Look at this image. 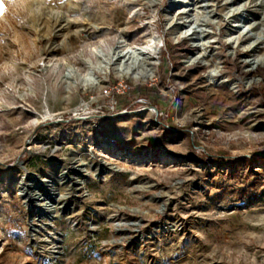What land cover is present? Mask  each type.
Wrapping results in <instances>:
<instances>
[{
    "label": "rangeland",
    "instance_id": "rangeland-1",
    "mask_svg": "<svg viewBox=\"0 0 264 264\" xmlns=\"http://www.w3.org/2000/svg\"><path fill=\"white\" fill-rule=\"evenodd\" d=\"M2 2L0 264H264V0Z\"/></svg>",
    "mask_w": 264,
    "mask_h": 264
},
{
    "label": "bare ground",
    "instance_id": "bare-ground-1",
    "mask_svg": "<svg viewBox=\"0 0 264 264\" xmlns=\"http://www.w3.org/2000/svg\"><path fill=\"white\" fill-rule=\"evenodd\" d=\"M43 24H45V22ZM154 39L148 41V43H147V47L148 48L152 47L153 45H155V40ZM257 41L258 42L260 41L261 43L264 44V30L262 28H259V31L257 33L256 42ZM254 43L255 42H251V44H248L245 47V49L251 50L254 47V45H255ZM142 48L138 47V48H135V50L137 52H140V50ZM132 54H135V53H132ZM255 60H256V65L258 66V68L256 69V73L259 74V75H257V77H258L257 81H262L263 80V76H264V55L256 56ZM98 64L100 66L105 65L104 66L105 70H108L112 66V67H114L115 72L118 75H120V76H128V77H132V78H136V79L137 78L148 79L153 74L152 69L149 68L148 65H146L147 63L145 64L143 58L140 55H138V53H137V55L131 56V54H129V51L126 52V53L120 52L118 54L114 53L111 56H106L103 59H99ZM82 84L85 87H95V86H97L98 83H97V81H95V79L91 78V76H90V77H85L83 79ZM45 182H46V180H45ZM81 183L83 184L84 182L82 181ZM58 197H59V195L55 194V199H57ZM45 209L50 214L51 220H52V214H54V212H57L59 210V208L57 206H54V205L51 206L49 204L47 206H45ZM34 216L37 217V212H34ZM172 227H174V226H172ZM169 228L164 227V228H160L158 230H154V231L150 232L146 236L145 239L154 238V237H156V236H158V235H160V234H162L164 232L169 231Z\"/></svg>",
    "mask_w": 264,
    "mask_h": 264
},
{
    "label": "water",
    "instance_id": "water-1",
    "mask_svg": "<svg viewBox=\"0 0 264 264\" xmlns=\"http://www.w3.org/2000/svg\"><path fill=\"white\" fill-rule=\"evenodd\" d=\"M31 175L34 176L36 182H39L41 186L43 185L45 188V179H42L38 175H34V174ZM32 189L33 186L31 185H26V184L21 185L22 197L27 201L26 206L29 211V222H33L35 218L38 219L45 218V211H47L45 210V191L44 194L41 196V195H35L33 192H31ZM46 202L51 206L55 204L56 203L55 195L53 197L49 196ZM42 203L44 204L41 205ZM34 212H37V217L34 216ZM30 229L31 231L34 230V227H31Z\"/></svg>",
    "mask_w": 264,
    "mask_h": 264
},
{
    "label": "trees",
    "instance_id": "trees-1",
    "mask_svg": "<svg viewBox=\"0 0 264 264\" xmlns=\"http://www.w3.org/2000/svg\"><path fill=\"white\" fill-rule=\"evenodd\" d=\"M141 95L143 96L144 99L148 100L152 97V95L150 93H141ZM175 109H173L174 111ZM183 132V131H181Z\"/></svg>",
    "mask_w": 264,
    "mask_h": 264
},
{
    "label": "snow or ice",
    "instance_id": "snow-or-ice-1",
    "mask_svg": "<svg viewBox=\"0 0 264 264\" xmlns=\"http://www.w3.org/2000/svg\"><path fill=\"white\" fill-rule=\"evenodd\" d=\"M3 12H4V4L2 0H0V14H3Z\"/></svg>",
    "mask_w": 264,
    "mask_h": 264
},
{
    "label": "built area",
    "instance_id": "built-area-1",
    "mask_svg": "<svg viewBox=\"0 0 264 264\" xmlns=\"http://www.w3.org/2000/svg\"><path fill=\"white\" fill-rule=\"evenodd\" d=\"M107 93V92H106Z\"/></svg>",
    "mask_w": 264,
    "mask_h": 264
}]
</instances>
